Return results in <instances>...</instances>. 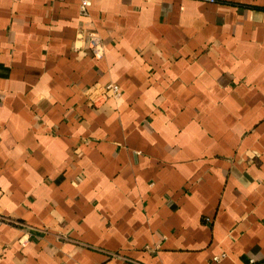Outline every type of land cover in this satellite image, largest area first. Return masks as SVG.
Wrapping results in <instances>:
<instances>
[{
  "label": "crops",
  "instance_id": "0c3cea01",
  "mask_svg": "<svg viewBox=\"0 0 264 264\" xmlns=\"http://www.w3.org/2000/svg\"><path fill=\"white\" fill-rule=\"evenodd\" d=\"M79 3L0 0V264H264V0Z\"/></svg>",
  "mask_w": 264,
  "mask_h": 264
},
{
  "label": "built area",
  "instance_id": "2783aa9c",
  "mask_svg": "<svg viewBox=\"0 0 264 264\" xmlns=\"http://www.w3.org/2000/svg\"><path fill=\"white\" fill-rule=\"evenodd\" d=\"M210 2H213V0H209ZM92 4V0H80L79 3V14L83 18L89 17V8ZM84 45L86 50H88L91 55L96 59V60H101L104 57V44L102 43L100 37L92 31H87L85 32L84 35ZM121 96V92L119 89V86L116 84H108L102 88H99L97 92V99H102V98H113V99H118ZM3 219L0 217V222ZM19 243L23 246L26 243V240L21 238L19 240ZM217 261L218 258H215Z\"/></svg>",
  "mask_w": 264,
  "mask_h": 264
}]
</instances>
